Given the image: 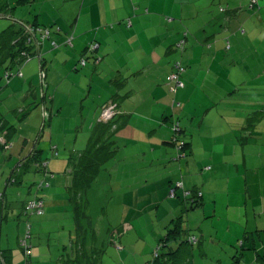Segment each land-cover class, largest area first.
<instances>
[{
  "label": "crops",
  "instance_id": "0c3cea01",
  "mask_svg": "<svg viewBox=\"0 0 264 264\" xmlns=\"http://www.w3.org/2000/svg\"><path fill=\"white\" fill-rule=\"evenodd\" d=\"M70 1L81 3L80 9L68 15L64 21L54 18L57 28L60 29L59 34H54L53 37L58 46L53 48L50 41H47L45 47H40L37 51L40 55L39 61L45 60L43 66L51 63L52 69L54 64L60 67L59 72L53 71V73L57 72L55 75H58L62 83L54 96L48 94L50 89L48 80L54 75H50L52 74L50 69L45 74L48 84L44 92L45 81V84L38 85L35 68H28L26 65L32 59L22 66L23 76L17 77L22 80L13 81L12 78L5 80L4 74L7 69H4L3 76L0 77L7 81L1 88L0 95L6 94L7 85L8 87L13 85L7 93L9 98H17L19 101H9L15 105L14 112L20 114L24 108V115L28 114L21 123L16 118L14 122L4 117L0 119V124L3 125L0 127V137L4 138V141L0 142V173L4 179L7 178L4 184L5 191L0 195H5V205L12 209L9 197L12 199L14 192L8 194L6 190L16 185L9 184L10 178L16 174V168L12 165L14 162L20 161L22 167H19V164L18 167L21 169L28 166L27 171L30 167L40 171L37 164L32 161L22 164L34 154L40 153L41 162H45L44 158L48 157L60 158L62 168L58 169L63 171L70 157L79 153L74 148L78 141L72 142V145L67 143L68 138L63 136H60L61 142L57 144L53 143L54 139L51 136L52 149L46 142V148L51 151L48 155L46 152L43 154L39 152L37 143L28 139L37 135L39 114L36 116V111L28 110L25 106L30 97L35 98L39 92L41 98L45 95L43 103L46 99L47 103L52 102V110L55 111L58 106L57 98L61 96L58 95L59 90L74 78L79 84L81 80L86 81L87 84L84 89L78 83L77 88L75 84H69L68 96H72L76 89L78 96L86 94L89 100L94 98L92 103L95 116L92 113L91 116L95 122L88 129L90 133L94 125L99 122L101 107L114 100L118 102L121 113L117 117V142L124 144V146L120 145L124 149L129 146H138L141 149L134 156L135 158L124 154L126 158L120 160L119 164L117 160V165H109L113 161L110 159L99 174H105L109 178H119L121 170L131 168L137 172L134 174L135 177H141L137 181L139 187L137 189L135 187L133 192L131 185H128V179L119 184L115 181L116 188H113L126 197L131 193L132 201L138 203L131 207L125 204L119 207L123 215L127 211L132 218L123 221L121 216L123 228L115 231L108 241L109 245L117 244L123 264L150 262L159 245H162L161 242L166 237L168 229L172 227L173 221L182 216L183 229L188 231V234L184 233L180 241L189 242L191 236H197L199 241L193 245L189 242L187 260L181 264H264V148L261 149V153L260 150H256V146L261 144L264 146V129H260L262 125L256 122L257 113L264 110V103L257 102L259 99L255 97L251 99L253 95L262 97L264 93H257L258 90L255 88H234L241 85L235 84L239 80H264V70L254 73L257 71V66L264 67V61L257 64L256 50L251 53L252 55L249 53L251 50L249 47L243 50L251 42L244 45L249 41L244 38L247 32L245 31L243 36L239 33L240 27H246L251 34L253 29H257L256 24L264 25V0H259L261 7L254 11H248L246 0H62L63 3ZM221 3L227 5V10L221 11L218 8L217 5ZM38 20L39 18H35V23L40 24ZM260 34L264 35V29ZM71 35L74 36V41L73 47L69 48L65 45V40ZM182 41L185 44L183 49H180L178 44ZM93 43L99 45L94 55L97 63L93 64L92 59L89 60L85 70L79 73V61L85 49ZM176 62H180L184 68L181 76L184 87L173 93L170 88L168 91L167 83ZM18 68L13 66L9 70L15 73ZM40 73L45 72L40 68ZM211 95L219 96L218 102L213 103V109L209 107L204 116L208 117L211 114L215 115L216 119L208 124L207 136L201 135L200 138H196L193 135L192 139L186 141L189 144L186 157L178 159V149L170 144L172 138L170 127L171 123L175 122L172 116L181 107H186L193 97H199L205 102ZM30 103L34 104L32 101ZM72 104L74 113L79 103L76 105L72 102ZM60 110L59 113L62 114L64 107ZM58 119L62 121V118ZM67 119L70 121L69 117ZM54 120H49L51 127ZM22 125L28 128L27 133H24ZM201 127L199 124L198 128ZM204 140L224 143V150L219 155L224 162L233 160L234 170L232 168L231 173L233 178H236L233 181L236 185L232 189L230 186L222 187L221 194H225L222 197V204L216 187L206 188V184L210 187L217 185L220 166L214 170V167L207 165L208 161L212 164L216 163L214 154L208 152L209 149L205 147H200L203 150L205 148L209 156L208 158L206 156L205 160L200 159L201 156L195 153L197 144H202ZM88 141L89 139L87 143ZM8 143L11 144V149H7ZM126 161L135 163L140 161L143 165L139 167L136 164L129 167ZM257 161L261 164L257 165ZM1 162L4 164L2 165ZM46 162L41 168L44 177L49 176L51 167H55L51 160ZM21 169L18 175L20 184L23 182L22 177L24 178ZM52 176L51 181L54 185L60 183L54 174ZM241 178L244 184L243 181L241 183ZM42 181L45 184V178ZM108 183L114 187L113 182L108 180ZM175 187L178 188L177 198L169 200V190ZM37 188L36 193L24 201L22 210L24 211V206L29 200H40L43 202V212L32 215L43 216L46 214V206L40 192L44 188ZM194 189L202 192L203 205L189 209L187 202H184L185 193ZM133 193H135L134 197ZM61 195V200L65 202L63 204L69 206L72 212L73 207L69 202L67 189L66 193ZM52 198L57 197L54 194ZM220 206L222 211L219 212ZM152 210L155 212L153 223L158 227L152 224L153 227L145 235L147 228L142 227V222ZM239 213L243 216L237 219ZM185 219L186 221L189 219L188 225ZM154 220H158V224ZM133 221L138 228L130 225ZM224 222H226L225 226ZM206 223H210L213 229L209 239L205 235ZM126 225L131 227H125ZM222 231L227 236L232 234V237L222 236ZM103 233L109 235L110 229L105 226ZM163 233L165 234L162 235ZM217 238L228 243L230 248L227 250L231 253V262L224 263L222 260L220 250L217 249L219 246L216 243ZM209 245H213L214 248ZM170 246L173 251L183 249L179 242H174ZM30 247L32 250L33 247L31 245ZM68 248L67 252H69ZM209 256L214 261L210 262ZM74 257L76 254H70L68 260H73ZM65 261L62 259L57 264H64ZM46 263L48 262L43 264Z\"/></svg>",
  "mask_w": 264,
  "mask_h": 264
},
{
  "label": "rangeland",
  "instance_id": "374dc122",
  "mask_svg": "<svg viewBox=\"0 0 264 264\" xmlns=\"http://www.w3.org/2000/svg\"><path fill=\"white\" fill-rule=\"evenodd\" d=\"M248 1V11H254L258 10L260 6H256V9H252L250 7V0ZM82 2V1H81ZM81 4V3H80ZM80 4L77 1H70V2H62V0H0V33L3 32V30H7V28L11 25H18L20 28L24 29L27 28L28 30H35L37 29V38L38 41L40 42V47H45L47 41H50L52 46L57 47V41L53 39L54 34H59L60 29L57 28L56 22H54V18L61 19L62 21L65 20V18L68 15H71L72 13H75L79 11L80 9ZM221 11L227 10V5L221 3L217 5ZM246 9V11H247ZM35 18H39L38 23H40L39 28L34 29L33 24H35ZM257 21V20H255ZM255 26V25H253ZM257 29H253L251 34L248 33V30L246 27H240L239 33H241V36L245 35V31L247 32V35L244 36V38H247L249 41H246L244 45L249 43V46L243 48L246 49L249 47V53L252 55V52H255V50L258 52L256 54L257 57V64L259 62L264 61V56L262 57V52L264 50V35L260 34L263 29L264 25L263 24H256ZM25 30V29H24ZM49 32V35L47 36V33ZM243 33V34H242ZM73 41H74V36H68L67 39L65 40V45L70 47H73ZM49 43V42H48ZM94 44V43H93ZM92 45V44H91ZM90 45V46H91ZM43 47V48H44ZM95 55V53H94ZM92 55L91 59L93 64H96V58L95 56ZM242 56V55H241ZM244 57V56H242ZM90 59V60H91ZM45 60L39 61V58L36 57L32 59L28 65V68H35V73L37 77V83L38 85L42 83V78H41V73H40V66L44 64ZM52 62V61H51ZM89 62V61H88ZM87 62V63H88ZM86 63V65H87ZM1 64V63H0ZM49 65L43 66V72L47 74V71L50 69L52 74L54 75L53 78H49L48 82L50 84V89L48 94L51 96H54V94L57 92V89L59 86H61V81L59 80L60 78L58 77L57 72L60 71L59 65L54 64L53 69H52V64L48 63ZM82 65V63H79L80 66V71L79 73H82L83 70H85V66ZM1 67V66H0ZM47 67V68H46ZM25 68V67H24ZM5 67L2 66L0 68V77H2L3 72H4ZM264 70V67L262 66H257V71L254 72L255 74L260 73L261 71ZM27 71V69H25ZM53 71H57L53 73ZM76 74H78L76 72ZM92 76V73H90ZM19 78L13 77L12 80H18ZM22 80V79H19ZM63 80V79H62ZM16 82V81H15ZM54 84H53V83ZM7 81H5L3 78L0 79V90L2 87L6 85ZM46 85L47 83V75H46V80H45ZM79 82H75V79L69 80L66 82V84L59 90V94L61 96H58L57 101H58V106L55 108V111L52 110V102L47 103V99L45 100V103L42 102L41 96L39 95V92L37 96L30 97V99L25 103V106L27 109H32L36 111V116L38 115L39 118V127H38V132L37 135H34L33 138H28L31 139L32 142L37 143V149L39 152L42 154L44 152L50 153L48 147L46 148V142L48 145H50V139L51 136L53 137V143L57 144L58 142H61L60 136L67 137L69 144L74 143V141H78V144L74 147L78 152L83 151L86 146H87V139H89L91 133L89 127L93 122H95V119L92 120V115L95 116L94 112V105L93 101L94 98L92 97L90 100L86 97V94L84 96H78L76 93V89L73 92L72 96H68V90L69 88L67 87L69 84H75L76 88ZM241 84L234 86V88H239V89H245V88H255L258 90L257 93H264V80H239L235 82V84ZM244 83V84H243ZM87 82L85 81H80L79 85H82V88L84 89L86 87ZM168 91L170 88V83L168 81ZM13 85L9 86L7 85L8 91L11 90V87ZM68 88V89H67ZM256 90V91H257ZM7 91V92H8ZM3 94V96L0 95V119L1 118H6L9 121H15L18 119V122L21 123L25 117H27L28 114L24 115L25 112L23 113L22 111L24 108H22V113H15L14 112V106L11 104L9 101H17L16 99L9 98L8 93ZM81 92V91H80ZM37 97V98H36ZM259 99L257 102L259 103H264V96L259 97L258 95L252 96V98ZM6 98V99H5ZM212 100H211V99ZM208 100L206 99L205 102L203 99H200L199 97H193L192 100L187 104V106L178 107L179 112L175 111L176 113L172 116L173 120L179 124L181 132L179 134V137L181 139L180 142L183 141H189L190 138L192 139V136L195 135L196 138H200L201 135L204 137L206 135V128L208 127V124L211 123L212 120L216 119L215 115H209L208 117L204 116L205 111L213 106V103L216 104L218 102L219 96H213L211 95ZM71 100V101H70ZM74 100V101H73ZM33 102L34 104H31L30 102ZM35 102L36 105H35ZM74 102L76 105L79 103V107H76V110H74V113L72 112V109H74V106L72 104ZM11 104V105H10ZM75 105V106H76ZM106 106V104H105ZM101 107L99 119L101 117V113L103 108ZM64 107V112L60 114L59 112L61 111L60 109ZM185 107V108H184ZM70 110V111H69ZM78 111V113H77ZM28 112V111H27ZM26 112V113H27ZM38 112V113H37ZM47 112L49 114V119L47 122H44V113ZM54 112V113H53ZM216 112V111H215ZM214 112V113H215ZM77 113V114H76ZM217 115V113H215ZM32 115V113L28 116V118ZM20 117V118H19ZM22 117V118H21ZM70 118L69 119L67 118ZM16 118V119H15ZM58 118H62V121L60 122ZM52 119H55L52 127L50 124V121ZM50 120V121H49ZM171 120V122L173 121ZM257 123L260 126V129H264V110L261 112L257 113ZM199 124H201V128H198ZM172 124L170 127L171 133L173 135V128ZM21 128H24V133H27V127H24V125L21 126ZM50 128H52V133L50 132ZM216 134V131L214 132ZM213 134V135H214ZM211 135V137L213 136ZM1 138V137H0ZM234 138V137H233ZM236 139V138H235ZM63 141V140H62ZM112 141L116 143V147L118 151L115 153V155L111 158L113 161L109 163V165H117V160H119L118 164L120 163V160H124V154H129L132 156V158H135L134 156L141 151L140 147L138 146H129L128 148L124 149L120 147V145L124 146V144H121L117 142L116 139V131L114 132L112 136ZM198 141V139L196 140ZM73 142V143H72ZM203 145V146H200ZM53 145H50V149H52ZM55 147V145H54ZM73 149V146H71ZM202 147L208 148V152H211L214 154V159L216 160L215 164H212L211 161H208L206 159L207 165H210L211 167H214V170L220 166L219 168V176L217 178V185L210 187L209 184H206V188H214L216 187V190H218V195L220 198V204L223 203V196L225 195L224 193L221 194L222 192V187L226 188L227 186H230L232 189L236 184L233 182L236 178H233V174L231 173V170L233 168L234 170V164L233 160H228L224 162L222 160L221 156L219 155L223 150H224V143L221 144L220 142H213V141H206L202 142V144L198 143L196 146V151L198 155H200V159H204L207 156V151L204 148L201 149ZM264 146L263 144L256 146V150L261 153V149H263ZM118 153V154H117ZM210 153V154H211ZM40 154V153H39ZM259 154V152L257 153ZM209 156H207L208 158ZM49 158V157H48ZM44 158L45 162L48 160H51L53 162V166L55 164V167H51L47 177H44L41 168L40 171H36L37 169H32L30 167L27 171L26 166L25 168L21 169L19 167L20 164L19 162H14L13 168H16V174H20V169L22 171L21 175L24 176L22 177V184L19 185H13L7 188V192L12 193L14 192V195L11 196L12 199L9 197V201H11L12 209H9L7 207L5 211V215L7 218H5L2 221V225L0 226V249L4 257V261L7 260L8 264H27V257L24 253V250L22 249L21 242L25 239H27V235L29 234V229L31 228V236L29 239H27V242L29 245H31L33 256H31L30 261L33 264H43L44 262H48L46 264H57V262H60V260L65 259L68 261V255L71 253V248L69 243L71 244L72 239H75V232H76V213L75 211L70 210V208L67 207V205L63 204L62 195L61 193H66V189L68 186H70L73 183V172L72 169L68 168V162L65 163L63 167V171H60L58 169L59 167L62 168L61 166V159L56 158ZM129 158V157H128ZM184 159V157H183ZM44 161V160H43ZM41 162V161H40ZM123 162V161H122ZM2 165L4 164L1 162ZM257 165H260L261 162L257 161ZM19 164V167H18ZM23 164V163H22ZM126 164L131 167V165H138L139 167H142V163L138 161L137 163L133 161H126ZM221 164V165H220ZM108 166V164H107ZM106 166V167H107ZM105 167V169H106ZM123 169V168H122ZM210 170V169H209ZM137 173L131 168H126L125 170H121L119 174V178L115 177H107L105 174L104 175H99L91 187L88 189V192L85 195V200L83 201L84 206H87V209L84 211H87V213L90 216V219L92 221L93 227L95 229V242L98 245L99 251H101L102 255L98 257V260L96 264H123L121 261V258L119 257L120 251L117 249V244L116 246L111 244L109 245V239H111L112 234L115 231H118L119 229L123 228V221H129L132 218V215L127 214V211H125V215L120 210V206L122 204H125L128 207H131L133 204L136 205L138 203L132 201V194H128L129 196H123V193L117 192L113 188L115 187V181L117 184L121 183V181H125L126 179L129 180V184L131 185V191L133 192L134 188L137 189L138 186V178L134 176V174ZM52 174L55 175L56 180L60 181V183L55 184L51 181L53 176ZM15 176V175H14ZM37 176V178H36ZM8 177V176H6ZM45 178V185L46 184H51L52 186L45 187L44 190H41L40 194L41 197L43 198L45 202V210L46 214L43 216H37V215H32V216H24L23 215V203L25 200L29 199L30 197L33 196V194L36 193L37 185L41 183L42 180ZM7 178L4 179L2 176V173H0V194L4 193L5 191V181ZM113 182L114 187L110 186L108 183V180ZM243 181V178H241V183ZM35 182V183H34ZM43 182V181H42ZM63 184V186H61ZM244 184V181H243ZM61 186V187H58ZM59 188V190H57ZM61 189L63 191L61 192ZM128 190H130L128 188ZM171 190H169V195L168 199L171 200L173 197L170 195ZM57 197L56 199L52 198V195ZM135 193H133L134 197ZM13 200V201H12ZM56 200V201H55ZM137 200V199H136ZM206 201V200H205ZM136 203V204H135ZM67 204V203H66ZM89 205V206H88ZM89 207V210H88ZM129 210V209H128ZM218 211H222V206L218 208ZM153 214L155 212L149 211V213L146 216V219L142 222L143 226L146 227L147 232H145V235L148 234L149 230L153 225L155 227H158V225H155L153 223ZM127 215V216H126ZM237 219H240L243 215L242 213L237 214ZM241 215V216H240ZM123 221H122V218ZM160 218V217H159ZM126 219V220H124ZM82 220V219H81ZM248 220L250 221V216L248 217ZM135 221V220H134ZM131 222L130 225H132L135 228L137 227V224L135 222ZM156 224H158V220H154ZM160 221V220H159ZM186 221V219H185ZM210 221V220H209ZM226 221V220H225ZM243 221V220H241ZM29 222V223H28ZM187 222H189V219ZM127 223V222H126ZM244 223V222H243ZM153 224V225H152ZM125 226V227H131V226ZM149 225V226H148ZM226 225V222H224V226ZM107 227L110 229V234H104V227ZM206 228V237L209 239V235L213 229L211 227L210 223H206L205 225ZM103 229V230H102ZM127 232V231H126ZM137 232V231H134ZM163 233L162 235H164ZM185 234H188V231H185ZM208 235V236H207ZM71 236L73 238H71ZM222 236L225 237H232V234L230 236H227L226 234L223 233L222 231ZM108 239H106V238ZM185 237V236H184ZM207 241H205V244ZM218 243V248L220 250V254L222 255V260L224 263H229L231 262V253L228 251L229 250V245L228 243H225L221 238H217ZM124 245V244H123ZM69 246V252H67V248ZM209 247L214 248L213 245H209ZM228 249V250H227ZM155 251V250H154ZM214 251V250H213ZM122 252V251H121ZM128 252V250H127ZM213 253V252H211ZM9 257V258H8ZM210 262L214 261V259L209 256ZM125 261V260H124ZM66 264V263H64ZM72 264V263H71Z\"/></svg>",
  "mask_w": 264,
  "mask_h": 264
},
{
  "label": "trees",
  "instance_id": "16d2710c",
  "mask_svg": "<svg viewBox=\"0 0 264 264\" xmlns=\"http://www.w3.org/2000/svg\"><path fill=\"white\" fill-rule=\"evenodd\" d=\"M250 7L252 9H256V6H251V1ZM33 26L34 29H36L39 28L40 25L35 23ZM24 29L20 28L18 25H11L7 28V30H3V32L0 33V66H4L5 69H7L6 71H8L13 66H19L20 68L29 60L38 57L35 43L33 40L31 43L28 41L30 37ZM52 47L56 48L55 46ZM89 48L90 46L85 49V52L79 63L84 60V65H86V63L91 59L92 55L97 52H91ZM44 98L45 95L41 98L42 102H44ZM111 102L117 106L116 115L108 122L99 120V122L94 125L86 148L82 152L72 155L68 163V168H71L73 172V183L67 187V192L69 202L72 204L73 211L76 213V236L75 239L73 238V241H71L70 248L72 252L70 254H76V257H74L73 260L65 261L66 264H96L98 257L102 255L101 251H99L98 245L95 242L96 234L90 216L88 215L87 211H84L87 209V206H84L83 201L85 200V195L88 192V189L99 176L106 162L109 161L118 151L116 143L112 141V136L114 132L118 130L117 117L121 113L118 102L114 100ZM22 112L24 113V111ZM171 124L173 125L174 122ZM0 127H3V125L0 124ZM180 141V137L173 133L170 144L178 149ZM182 143V149L177 150L178 159L186 157L187 148L189 147L187 142L182 140ZM182 154H184L183 157H181ZM29 161H32L37 165L40 164L41 168H43V166L47 163L39 161V153H36V155L34 154L32 158H28L22 163ZM9 184L19 185V176L17 174L12 176L10 178ZM44 186L45 184L43 183L42 188H44ZM46 187L48 186L46 185ZM174 189L175 195L173 198H177L176 191L178 188L175 187ZM185 194L184 202H187L189 209H196L203 205V194L199 190L194 189L190 192H186ZM32 201L33 200H29L26 202L23 211L24 216L37 214V212L27 209V204ZM4 202L5 195L2 194L0 195V222L7 218L5 211L8 206H6ZM183 222V216L173 221L172 227L168 229L166 237L161 242L162 245H159L161 246L159 249V255L156 258H153L147 264H181L187 260V245L189 242L180 241V238H182L183 234L185 233V230L183 229ZM30 232L31 228L29 229V235L31 236ZM191 237H196L199 241L197 236ZM174 242L181 243V248L183 249H179V251H173L170 244ZM193 244L196 243H191V245ZM242 245H244V242H242ZM22 249L25 253V249L23 247ZM28 263H31L30 257L27 258V264ZM0 264H8L7 260L4 261L1 249Z\"/></svg>",
  "mask_w": 264,
  "mask_h": 264
},
{
  "label": "built area",
  "instance_id": "2783aa9c",
  "mask_svg": "<svg viewBox=\"0 0 264 264\" xmlns=\"http://www.w3.org/2000/svg\"><path fill=\"white\" fill-rule=\"evenodd\" d=\"M250 1H251V6L252 7L253 6H257L259 4V0H250ZM26 32L29 34V37H30L28 39V41L29 42H32V40H33L34 43H35L36 50L39 51L40 50V42L36 38L37 31H35V30H28L26 28ZM48 35H49V32L47 33V36ZM184 44H185L184 41L180 42L178 44L179 48L180 49H183ZM98 47H99V45L94 43V44H92L90 46L89 50L91 52H94V51H97L98 50ZM96 61H97V59H96ZM81 63H82V65H84L85 64V61L83 60ZM183 72H184V68L181 66V63L180 62H176L174 64V70H173V72L168 77V81L170 83V90H171V92L176 93L179 88L184 87V83L181 80V76H182V73ZM15 76H17V77H22L23 76L22 67L18 68V71L15 72V73L12 72L11 70L6 71L5 74H4V79L8 81V80H10L11 78H13ZM116 108H117V106L115 104H113L112 102L107 103L106 106L102 110L101 117H100V121L108 122V121L112 120L113 117L117 113ZM172 128H173L174 134H176L177 136H179V134L181 132V129H180L179 124L176 123V122H174ZM3 141H4V138L3 137L0 138V142L2 143ZM182 146H183V143L180 142V145L178 146V149L181 150L182 149ZM7 149H11V144L10 143H8ZM56 155H57V153H56ZM183 156H184V154H182L181 157H183ZM37 167L38 168H41L40 164L37 165ZM47 186H49V184H47ZM170 195L172 197H174V195H175V189L174 188L171 189ZM27 209L28 210H32V211H35V212L41 214L43 212V202L40 201V200H35V201H32V202H29L27 204ZM29 238H30V235L28 234L27 235V239H29ZM27 239L23 240L21 242V245L25 249V255H26V257L29 258L32 255V250H31L30 245L27 242ZM189 242L190 243H197L198 240H197L196 237H190ZM159 249H160V246L155 251L153 258H156L159 255ZM28 264H31V263H28Z\"/></svg>",
  "mask_w": 264,
  "mask_h": 264
},
{
  "label": "water",
  "instance_id": "95a60500",
  "mask_svg": "<svg viewBox=\"0 0 264 264\" xmlns=\"http://www.w3.org/2000/svg\"><path fill=\"white\" fill-rule=\"evenodd\" d=\"M40 68L41 69H43V64L40 66ZM41 78H42V83H41V85L44 83V81H45V78H46V75H45V73H42L41 74ZM45 84V83H44ZM43 90H44V92L47 90V85H44L43 86ZM48 119H49V114L47 113V112H45L44 113V122H47L48 121ZM43 183L44 182H41L39 185H37V187H43Z\"/></svg>",
  "mask_w": 264,
  "mask_h": 264
},
{
  "label": "flooded vegetation",
  "instance_id": "af4514ba",
  "mask_svg": "<svg viewBox=\"0 0 264 264\" xmlns=\"http://www.w3.org/2000/svg\"><path fill=\"white\" fill-rule=\"evenodd\" d=\"M25 30H26V28H25ZM31 43V42H30ZM38 53V52H37ZM40 57V55H39V53H38V58ZM42 97H43V95H42Z\"/></svg>",
  "mask_w": 264,
  "mask_h": 264
}]
</instances>
